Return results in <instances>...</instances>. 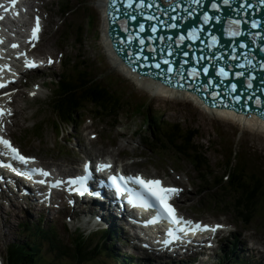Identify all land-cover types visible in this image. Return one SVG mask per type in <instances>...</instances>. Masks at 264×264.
I'll use <instances>...</instances> for the list:
<instances>
[{
  "label": "rangeland",
  "instance_id": "rangeland-1",
  "mask_svg": "<svg viewBox=\"0 0 264 264\" xmlns=\"http://www.w3.org/2000/svg\"><path fill=\"white\" fill-rule=\"evenodd\" d=\"M72 8L71 12L69 8H59L60 4L48 2V8H51L53 14L49 18V22L46 27V32L42 42L39 45L40 50H54L59 49L63 51V63L60 70L64 68V63H67L68 76L69 72L74 75L73 69L69 70V64L74 59L81 58L82 60H88L89 64L93 68V72L100 75L99 79L114 80L118 86H121V91L125 97L139 103L144 102V107L148 109L149 113H156L162 115L165 121L172 125L177 122L181 128H196L197 135L194 136L196 142H199V146L207 156V167L209 169V176L213 174L221 177L224 172L223 161L225 159V148L239 147L240 153L248 157L253 158L256 168L260 166L264 168V132L258 130H246L236 120L227 119L221 115H213L207 113L198 106L192 104L187 98H173L162 97L155 95L148 89L141 85L135 84L133 79L119 68L110 58V51L105 42L103 34V16L99 7V0H69ZM79 4L77 5V3ZM104 37V39H103ZM69 59L71 60L69 62ZM125 74V75H124ZM137 81V80H136ZM139 83V82H138ZM140 84V83H139ZM119 86V87H120ZM51 87H54L52 85ZM51 93L50 89H43L40 91L39 96L35 100H31V103L27 105L26 109L19 111L15 120V125L23 122L25 115L30 114L35 110L37 105L42 107V99L48 97ZM19 109L22 108V103H18ZM90 107V106H88ZM133 109L128 108L122 110L118 114L114 112V125H101L102 120L93 119L91 112L85 110L79 117V124L73 128L70 125L65 124V128L61 125L62 131L57 132L52 127V119H55V115L48 111L40 118L45 117V129L42 131L41 136L32 134L30 138L22 134L21 140L28 145L33 152L46 157L47 160L51 158H58L59 154L70 155L71 147L79 140L80 136L92 144L88 139L89 131L97 132L98 141L94 144V152L98 155H104L112 150L115 153L121 149L129 154L133 153H145L148 156H155L152 149L146 146L140 145V138L136 134V130L140 128L143 115H139L138 112H132ZM141 111V110H140ZM145 115V111L143 113ZM40 119V120H41ZM55 122V120H54ZM106 122V121H104ZM31 123V120L24 122V126ZM88 129V130H87ZM87 130V131H85ZM142 130V128H141ZM16 133L19 134L17 128ZM84 131V132H82ZM142 132V131H141ZM24 133V130H23ZM64 134V135H63ZM85 134V135H84ZM69 135L67 142L66 136ZM84 135V136H82ZM108 136L112 143L116 146L112 149H108L106 145L101 141L100 137ZM224 147V149L222 148ZM27 149L28 151H31ZM171 152L176 157L177 162L174 161V157L170 156L171 160L165 161V164H174L182 172L180 174L181 181L188 184V192L185 194L183 201L179 202V206L183 208L189 215L193 217H203L207 220H219L232 224L233 233H229L227 239H222V242H218L217 248H214L206 260L205 257L194 264H214L223 259L224 250L229 251L233 248V241L236 242V252L246 261V264L252 263V256H255L258 260H264V222L261 227L257 228L255 222L251 223L256 228V235L254 234V228L252 226H244L243 223L236 218L231 210L213 206V202L208 200V196L199 192L198 180L196 174L191 167L194 160L189 161V158H185L184 151L179 147L173 145ZM224 154V155H223ZM204 170L205 165H202ZM70 168V166L62 167ZM198 173V172H197ZM203 176L206 177L207 172L204 171ZM199 179V178H198ZM23 206V205H21ZM192 206V207H189ZM201 208V211L196 208ZM13 208V210H15ZM22 214H30V217L23 218V220L35 221L36 212L31 209L28 213L27 210H21ZM55 212V211H54ZM57 214V212H56ZM53 213L50 212L45 218L46 223L53 221ZM19 218L16 220V222ZM260 221V220H259ZM71 222L69 221V224ZM56 231L62 240L67 239V231L61 228L60 224H57ZM87 233V232H86ZM25 237V234L20 232L18 227L10 225L2 227L0 225V255L4 253V246L7 242L21 240ZM118 253L123 252L122 246L116 241L112 240ZM68 259V258H67ZM62 264H71L70 261H62ZM94 264H99L97 261ZM109 264H116L111 262Z\"/></svg>",
  "mask_w": 264,
  "mask_h": 264
},
{
  "label": "water",
  "instance_id": "water-1",
  "mask_svg": "<svg viewBox=\"0 0 264 264\" xmlns=\"http://www.w3.org/2000/svg\"><path fill=\"white\" fill-rule=\"evenodd\" d=\"M100 3L108 25L105 41L115 62L124 58L128 71L132 72L128 65L132 69L141 67L136 73H149L158 81V71L163 70L164 76L171 71L170 83L175 78L182 84L191 83L185 88L175 82V89H185L210 108L230 109L238 115L263 118L264 122V87L260 86L264 84V0H99ZM205 18L209 22L201 29L206 36L197 45L205 57L189 58L183 64H178L177 58L175 64L164 67L166 60L162 58L136 54L139 48L161 51L164 47L158 44L159 38L173 37L178 29H186L187 37ZM210 21L212 26L208 25ZM135 30L139 32L137 36ZM180 42L174 39L167 46L180 48ZM181 49H186L185 45ZM227 84H235L234 89H225Z\"/></svg>",
  "mask_w": 264,
  "mask_h": 264
},
{
  "label": "trees",
  "instance_id": "trees-1",
  "mask_svg": "<svg viewBox=\"0 0 264 264\" xmlns=\"http://www.w3.org/2000/svg\"><path fill=\"white\" fill-rule=\"evenodd\" d=\"M71 67L74 75L65 86V97L56 103L57 108H73L79 113L89 109L103 111L110 114L111 120L114 119V112L118 114L132 108V112H138L145 118L136 130L141 146H154L158 152H166L164 149L173 145L179 147L186 154L185 158L196 162L195 168L205 165L207 178L204 181L210 189L205 192L206 195L210 194L213 200L219 198L216 203L231 206L242 223L249 225L255 222L257 228L261 227L264 222V168H256L253 158L241 154L239 147L224 149L222 146L225 150V159L222 160L225 170L221 177L215 174L209 176L207 156L194 139L198 134L196 128H181L177 122L170 125L162 115L149 113L144 102L137 105L136 101L125 97L121 86L114 84V80L99 79L100 75L93 72L87 59L75 58ZM225 172H228L226 180L222 177ZM92 242L91 238L76 235L62 253L54 234H48L44 240L25 235L23 239L7 245L3 264H62L63 260L71 264H94L96 257ZM225 258L227 261L218 264H241L234 250Z\"/></svg>",
  "mask_w": 264,
  "mask_h": 264
},
{
  "label": "bare ground",
  "instance_id": "bare-ground-1",
  "mask_svg": "<svg viewBox=\"0 0 264 264\" xmlns=\"http://www.w3.org/2000/svg\"><path fill=\"white\" fill-rule=\"evenodd\" d=\"M102 1L104 2L105 0H102ZM101 6H102V3L99 4V7H101ZM103 22H104V24H106V20L105 19H104ZM103 39H104V37H103ZM110 58L114 62V58L112 56H110ZM128 74L131 77H133L135 80H137V82H139L142 87L148 89V91L152 92L155 95H159V96H162V97L163 96L164 97L168 96V97H173V98H180V96H181V98L189 99V97H190V98L196 99L193 95H191V94H189L187 92H186V94H184L185 92H183V91L179 92V91L174 90V89H169L168 87L157 88L155 86H151L147 81L145 82V81L139 80L138 77H137V73L128 72ZM199 105H200L199 102H196V106H199ZM212 111L214 113H216L217 116L221 115L222 117L227 118L228 120L229 119H231L233 121L236 120L237 122L242 123L241 125L243 127H247L248 126L247 128H245L246 130L250 129V130H258L259 132L260 131L264 132V127L262 126L261 121L258 120V119L251 118V117H245L244 115L238 116V115L234 114L232 111H226V110H212ZM214 113H212V114L215 115ZM96 219L97 218L94 217V222L95 223H96ZM96 228H97V226L94 227L92 229V231H94Z\"/></svg>",
  "mask_w": 264,
  "mask_h": 264
}]
</instances>
